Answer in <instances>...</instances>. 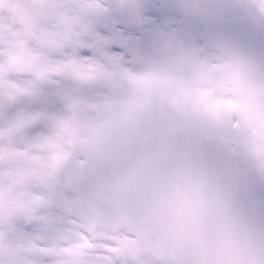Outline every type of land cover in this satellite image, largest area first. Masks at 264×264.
<instances>
[{
	"label": "clouds",
	"instance_id": "9594fccd",
	"mask_svg": "<svg viewBox=\"0 0 264 264\" xmlns=\"http://www.w3.org/2000/svg\"><path fill=\"white\" fill-rule=\"evenodd\" d=\"M134 7L132 0H36L42 45L51 52L78 48L91 35L96 18ZM237 8L264 24V0H232L225 5L188 6L187 10L218 13ZM2 10L7 13V5ZM161 57L180 60L186 67L222 66V71L211 74L224 82L218 95L233 100L235 106L206 113L203 109L195 112L188 103L185 116L153 101L137 117L142 125L150 121L157 126L169 152V163L146 193L150 209L162 221L160 264H264V212L239 196L242 169L264 182V63L226 44L213 51L164 50ZM98 63L90 60L88 67ZM106 66L113 73L121 70L119 65ZM94 87L82 79L75 99L98 105L107 99L110 108L88 111L73 108L70 102L63 112L72 128L85 136L88 129L84 125L89 120H112L125 111L122 97L87 92ZM177 94L182 95L178 90ZM58 143L73 152V159L83 154L80 147L66 143V136ZM204 145H213L223 153V168L207 165L197 150ZM32 184L37 193L48 197L46 180H33Z\"/></svg>",
	"mask_w": 264,
	"mask_h": 264
},
{
	"label": "flooded vegetation",
	"instance_id": "af4514ba",
	"mask_svg": "<svg viewBox=\"0 0 264 264\" xmlns=\"http://www.w3.org/2000/svg\"><path fill=\"white\" fill-rule=\"evenodd\" d=\"M132 3L135 5L133 9L94 20L91 35L76 50L77 55L99 62L90 65L85 73L112 74L106 65L121 66L113 78L116 79L117 74L119 88L114 89V94L121 95L120 87L126 85L127 58L136 60L135 67L139 59L150 58L152 65L146 69L149 74L146 73L147 79L142 81L145 88L141 91L140 86L136 87L138 96L154 97L173 104L202 105L206 113L214 110L212 105H219L217 93L202 100L210 86L212 70L186 67L182 61L160 58V54L164 50L194 48L213 51L215 46L222 44L232 48L236 17L247 12L238 8L218 13L187 10L188 6L225 5L232 0H132ZM256 46L258 49L253 59L264 63V54L260 53L261 49L264 50V24L261 23ZM138 74L143 73L139 71ZM217 82L218 85L224 84L223 80ZM177 90L182 95H178Z\"/></svg>",
	"mask_w": 264,
	"mask_h": 264
},
{
	"label": "rangeland",
	"instance_id": "374dc122",
	"mask_svg": "<svg viewBox=\"0 0 264 264\" xmlns=\"http://www.w3.org/2000/svg\"><path fill=\"white\" fill-rule=\"evenodd\" d=\"M127 72L136 73L130 70ZM117 82L116 74V79L106 84L118 89ZM100 90H96L93 95ZM74 101L80 103L74 105V108L88 111H101L106 106L105 101L99 105L83 98H76ZM232 106H235L233 100L230 107ZM179 107L187 108V105H179ZM57 118L65 117L62 113ZM73 129L74 136L70 141L66 140L69 146L89 139V132L85 136L80 129ZM55 132L56 129L51 128L48 135H55ZM55 151L59 159L70 153L69 148L59 143L55 146ZM78 159L81 160V156ZM59 163L52 161L47 148L40 147L33 138L23 132L12 134L5 132L0 137V262L2 264H107L104 252L99 247L109 246L116 240L119 241L117 247L127 254L124 262L145 264L149 257L142 254L130 229L111 233L110 240H104L97 235L99 231L88 232L84 223L74 214H65L58 209L56 202L60 198L66 201L73 198L72 193L62 187L64 181L62 174L54 178L56 184L49 185L47 198L34 190L31 180H43L53 172L58 174ZM50 180V178L47 180L48 184ZM110 258V262H114L118 257Z\"/></svg>",
	"mask_w": 264,
	"mask_h": 264
},
{
	"label": "water",
	"instance_id": "95a60500",
	"mask_svg": "<svg viewBox=\"0 0 264 264\" xmlns=\"http://www.w3.org/2000/svg\"><path fill=\"white\" fill-rule=\"evenodd\" d=\"M150 105H132L118 118L104 120V124L112 123L103 124L104 127L93 135L92 142L86 146L87 151H84L87 160L82 173L69 178L68 187L83 193L76 211L81 219H88L89 226L136 227V215L146 212L164 244L162 221L150 209L146 193L155 183L159 171L169 163V152L155 124L149 121L142 125L137 121ZM161 106L175 110L169 105ZM197 150L209 167L223 168L225 157L217 147L204 145ZM241 176L240 199L253 203L258 211L264 212V182L243 169ZM149 231L154 233L153 226Z\"/></svg>",
	"mask_w": 264,
	"mask_h": 264
},
{
	"label": "snow or ice",
	"instance_id": "6c2138e0",
	"mask_svg": "<svg viewBox=\"0 0 264 264\" xmlns=\"http://www.w3.org/2000/svg\"><path fill=\"white\" fill-rule=\"evenodd\" d=\"M35 10L36 0H0V137L23 132L55 162L58 139L75 134L67 118L57 117L74 101L91 59L77 55V48L48 51ZM51 128L55 135H48Z\"/></svg>",
	"mask_w": 264,
	"mask_h": 264
}]
</instances>
